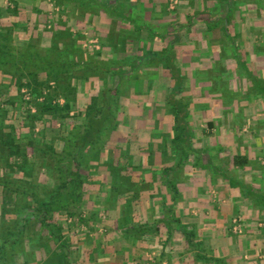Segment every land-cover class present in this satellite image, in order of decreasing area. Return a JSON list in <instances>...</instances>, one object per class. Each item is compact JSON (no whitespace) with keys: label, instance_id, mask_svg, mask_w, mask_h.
<instances>
[{"label":"crops","instance_id":"0c3cea01","mask_svg":"<svg viewBox=\"0 0 264 264\" xmlns=\"http://www.w3.org/2000/svg\"><path fill=\"white\" fill-rule=\"evenodd\" d=\"M170 1L0 0V32L26 45L45 21L68 13L82 28L77 15L89 11L106 32L118 20L145 34L121 58L120 94L131 101L120 111L135 116L120 117L92 173L107 187L113 163L139 192L123 191L136 194L127 217L106 210L114 241L85 264H264V0H182L174 13Z\"/></svg>","mask_w":264,"mask_h":264},{"label":"trees","instance_id":"16d2710c","mask_svg":"<svg viewBox=\"0 0 264 264\" xmlns=\"http://www.w3.org/2000/svg\"><path fill=\"white\" fill-rule=\"evenodd\" d=\"M117 5L118 2L114 5H102V7L113 12L118 10H116ZM57 32L51 31L52 34ZM4 35V32H0V74L6 77V82H0V165L3 166L1 168L16 173L24 171L25 177L28 174L30 176L32 172L30 160L26 157L27 153L23 149L28 148L31 144H24L19 140L21 133L29 132V129L32 131L37 121L43 122L44 119L53 122L60 121L62 130L65 132L61 131L59 136L57 135L60 140L59 148L47 145L48 148L45 150L46 152L48 149L50 151L49 159L47 156L37 158V163H40V159L43 160L42 166H44L45 173L55 179L54 186L46 197L41 195L43 187H40V184H19L12 181L6 174L0 175L2 195L0 264H30L33 260L32 257L37 259L34 251H40L44 247V250L41 251L43 254L40 252L41 257L36 260L38 264H69L70 250L68 248L61 247L59 244L56 252H51L49 244L43 245L40 236L29 238L26 235L28 231L26 228L36 220L49 229L52 240L61 241L62 227L55 220V212L59 210L60 206L68 203L73 204L80 200L84 184L93 183L91 174L94 172L92 169L93 160L100 158L101 152L107 146L111 132L118 126L116 113L119 111L120 88L112 85L113 81H110L111 83L102 90L99 102L93 98L91 104L83 110L82 117L77 118V114L74 112L75 104L72 102L74 87L71 77L73 75L70 76V74L82 63L87 68H96L91 57L84 61L81 55L86 54L85 50L69 45L59 47L56 43L44 46L40 43V39L34 40V37L26 45L20 40L14 43L10 36ZM75 56H78L81 61L78 62ZM111 64L113 62L109 61L107 66L110 67ZM99 67L107 75H115L109 67L107 69L102 65ZM41 75L45 77L44 82L40 81ZM24 77L29 78L28 82H25L27 84L23 83ZM50 82H53L54 85H50ZM13 86L16 87L17 92L9 94ZM24 86L28 87L31 92L32 98L29 102L36 108L35 112L28 108L26 101L18 104ZM58 96L65 99L63 104L54 102ZM21 105L24 106V109L18 112L15 107ZM24 112H26V116H23ZM18 115L22 117L19 120L20 123L21 121L25 123L23 126H20V123L19 126L18 124L16 126L13 122V118ZM78 119L81 120L77 122ZM52 129H55V125L52 126ZM42 134L46 139L47 135L44 131ZM35 161L33 164L36 163ZM84 169H88L89 174H82ZM108 170L110 179L105 199L110 205L107 209L111 212L118 207L121 208V211L123 209L125 215L129 214L132 206L130 203L136 199V194L125 196L126 192L123 191L128 188L127 184L124 186L127 179L121 174L119 168L113 166V163L109 165ZM20 197L23 201L18 200ZM123 199L124 202L119 205ZM10 201L11 203L8 204L7 202ZM8 214H10L9 218ZM141 227L139 231H142ZM143 227L150 229L148 225H143ZM136 229L137 226L132 225L127 230L128 233H132L137 232ZM194 234L196 233L193 230L186 232L187 237H193ZM34 242L37 248H32V251L27 250L28 245ZM62 244L64 243L62 242ZM197 247L200 248V245L197 244Z\"/></svg>","mask_w":264,"mask_h":264},{"label":"rangeland","instance_id":"374dc122","mask_svg":"<svg viewBox=\"0 0 264 264\" xmlns=\"http://www.w3.org/2000/svg\"><path fill=\"white\" fill-rule=\"evenodd\" d=\"M59 5H62V2H58ZM168 3V6L170 7V13H174L176 9L179 7L182 8V0H171ZM65 4V3H64ZM66 6V4H65ZM55 7L58 8L56 5ZM62 8V7H61ZM66 8H69L66 6ZM175 10V11H173ZM173 11V12H172ZM69 12V11H68ZM81 14L77 15L78 19H82L85 23V26L81 28V26L76 27V26H69L67 24L68 20L75 18L73 16L66 13V16L68 20H61L59 23L56 25V18H53V22H51V25L48 27L47 21L46 26L44 28H38L36 33H32L28 36V39L32 40L34 37L35 39H40V43L44 46H51L52 43H56L59 45V47H64L65 45H69L72 47H79L85 50L86 54L81 55L85 61V59L89 60L91 57V60L95 62L96 68H87L82 65L78 68H75L73 70V73L70 74L72 84L74 87V91L72 94L73 97V103L75 104V110L77 114V118H81L82 115L84 114L83 110L88 107L93 98L97 102H99L101 92L104 88H106L111 82L113 81L114 86H119L120 84V74L123 71V67L125 64L123 62H126L122 60L121 58L123 54H135V47L134 43L143 42L142 40L145 39V34L144 32L140 31H121L119 28L120 26L118 25L119 21L115 20V24L113 26V30H107L108 24L106 23V28H103V24L105 23V19L101 17H94L92 19H89L86 17V15L90 14L89 11L83 12L79 11ZM89 12V13H88ZM70 13V12H69ZM92 14V13H91ZM217 13L215 12L210 19L212 20L213 23L217 22H222L220 21L221 18H218ZM176 18L177 20H182V17L176 16L173 17ZM43 20V19H41ZM69 20L70 24H74L73 20L72 23ZM167 20V19H166ZM210 20V21H211ZM43 22V21H42ZM48 22V23H50ZM114 22V21H113ZM225 23V21H223ZM76 25V24H75ZM78 26V25H77ZM115 28V29H114ZM79 29V30H77ZM84 30H87L84 32ZM51 31H58L55 34H52ZM72 34H71V33ZM3 33V32H2ZM6 37H11V41L15 42L17 40L23 41L22 38H19L17 34H14V31L12 29H8L7 31L4 32ZM41 36V38H39ZM138 41V42H137ZM16 43V42H15ZM75 59L80 62L81 60L78 59V56H75ZM109 61H112L113 64L111 66H107ZM99 65H102L104 68H110L112 69V72L115 73V75H107L102 68L99 67ZM126 67V66H125ZM129 67V66H128ZM131 69L134 68V65L130 66ZM131 69L128 71L130 72ZM42 76V75H41ZM22 80L24 84H27L25 82H28L29 78L27 79L24 77ZM40 81L44 82L45 77L42 76L40 77ZM0 82H6L5 79H0ZM142 83V82H140ZM46 84V83H45ZM50 85H54L53 82L49 83ZM144 84L148 86L150 82L145 81ZM136 82H133V87H135ZM127 87L124 89L126 90ZM124 90V92H125ZM127 91V90H126ZM15 94L16 87L13 86L11 87L9 94ZM123 93V92H122ZM124 94V93H123ZM130 92H128L127 95H129ZM122 94L118 95L119 96V111L116 113L117 114V121H118V126L111 132L110 138L107 140V146L108 143L111 142V138L115 136V133L119 132L121 127H119V119L120 117L124 119V117L128 116H135V109L131 107L130 112H121L120 107L121 105H129V97H127L126 94L121 96ZM116 96V95H115ZM19 103H22V101L27 102L28 108L32 111L35 112L36 108L31 105L29 101L31 100V92L28 87L24 86L21 90V96H19ZM40 100V98H39ZM54 102H60L63 104L65 102V99L62 97H57ZM125 105V106H126ZM19 106V105H17ZM15 107L16 110L19 112L20 110L24 109V106L21 105L20 107ZM23 116H26V112H24ZM21 116L18 115L16 118H13V122L18 124L21 120ZM49 119V118H48ZM81 119H78L77 122H79ZM60 121L53 122L49 120L42 121H37L35 127L32 129V131L29 129L28 131H25L21 133L20 137V142H23L24 144L29 143L31 146L28 148H24L23 151L27 153L26 157L28 160H30V166L32 168V172L29 176L26 175L24 176V171L16 173L15 171L9 172L5 171L0 165V175H8L12 181H15L19 184H40V187H43V190L41 189V195L46 197L51 189L54 186V180L53 177H50L45 173V170L43 169L44 166H42V159H40V163H37V158H41L42 156H47V158H50V151L49 149L46 152V148L49 147H55L59 148V137L57 135L59 132L63 131L62 126L60 125ZM23 123L21 121L20 126H23ZM55 125V129H52V126ZM25 126V125H24ZM27 126V125H26ZM28 130V129H27ZM43 131L47 135V138L43 137ZM56 132V133H54ZM65 132V131H63ZM59 136V135H58ZM31 140V141H29ZM50 140V141H47ZM47 142V144H46ZM35 145V146H34ZM48 145V146H47ZM106 147H104L103 151L101 152V156L98 159L93 160V167L94 169L96 165L101 164L103 162V155L105 154ZM45 150V151H44ZM40 156V157H39ZM36 160V161H35ZM36 162L33 164V162ZM34 165V167H33ZM36 165V167H35ZM41 165L40 167H38ZM103 165V164H102ZM101 165V166H102ZM112 165V164H111ZM114 165V164H113ZM88 169H84L82 174H89ZM92 174V173H91ZM25 177V178H24ZM94 183V181H93ZM93 183H85L83 187V191L81 193V199L78 200L77 202L71 204V203H66L67 205L60 206L59 210L55 212V220L59 224L60 227H62V232L61 236L62 238L61 241H56L55 239L52 240L51 238V232L49 229L43 225H41L39 222L33 221L28 225L26 228L28 231L26 232V235L29 238H33L36 235L40 236L41 242H43V245H48L51 248V252H56V249L58 248L59 244L61 247H66L70 251V256L68 258L69 264H85L86 262H92L94 259V253L98 252L100 250H110L108 246L111 241H114L111 236L112 229L113 227L109 224V218H108V213L106 212L107 207H109L108 200L105 199V195L107 194V187L104 185L98 187L97 184ZM128 181H125L124 186L127 184L128 185V190H132L135 188V192H137L136 187L134 184L129 183ZM137 183V182H136ZM138 185V183H137ZM99 188V189H98ZM17 200V199H15ZM19 201H23L22 197L18 199ZM2 202V195L0 192V205ZM5 203V202H4ZM3 203V204H4ZM8 204L11 203L7 202ZM5 206V205H4ZM8 206V205H7ZM73 212V213H72ZM11 214V213H10ZM10 214H8V218L10 217ZM75 214V215H71ZM233 231L239 233L241 232L242 229V218L240 216H237L233 219L231 223ZM62 242L64 244H62ZM32 243L31 245H28L27 250L32 251V248L36 249L37 245H34ZM44 247V246H43ZM45 248V247H44ZM44 248H42L44 250ZM49 248V249H50ZM36 250V258H40V252L42 251ZM46 250V249H45ZM41 254H43L41 252ZM91 258H89V256ZM33 260H31L30 264H38L37 259L35 257H32Z\"/></svg>","mask_w":264,"mask_h":264}]
</instances>
